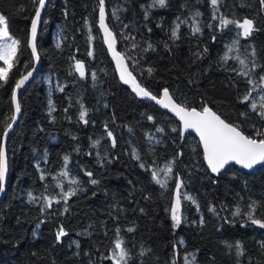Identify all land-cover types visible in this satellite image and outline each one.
Masks as SVG:
<instances>
[{"label":"trees","instance_id":"obj_1","mask_svg":"<svg viewBox=\"0 0 264 264\" xmlns=\"http://www.w3.org/2000/svg\"><path fill=\"white\" fill-rule=\"evenodd\" d=\"M105 7L118 47L142 86L154 94L168 88L189 107L210 106L250 136L264 129V119L257 115L260 95L255 98L253 92L242 102L251 86L249 77L238 74L243 66L236 59L250 63L255 49L254 59L264 66L260 0H220L216 13L230 20L252 19L256 31L249 37L235 25L223 27L219 18L213 19L210 0H166L164 6L156 0H105ZM35 8L33 0H0L11 35L21 41L9 82L0 86V133L14 116V83L34 65L28 40ZM98 14V0H49L38 35L41 68L20 93L23 114L8 143L0 264H114L105 257L117 238L130 253L128 264H185L186 254L193 255L195 264H264V227L247 216L254 204L253 218L264 220V164L251 172L235 165L212 172L196 135L120 81ZM197 23L202 31L194 34ZM177 24L178 39L172 35ZM237 39L239 47L228 51ZM76 61L84 63V77L75 71ZM261 75L264 68L258 67L251 78ZM252 102L257 112L251 110ZM2 141L0 136V147ZM173 160L172 179L162 188L152 171ZM65 164L66 177L60 175ZM176 177L183 181L182 193L196 201L182 198L178 227L170 212ZM160 179H165L163 171ZM58 182L65 190L78 189L67 212L62 200L43 207L41 197L58 198ZM29 193L37 198L34 202ZM237 208L239 215L234 214ZM61 225L66 235L57 240ZM237 242L244 247L243 256L229 248Z\"/></svg>","mask_w":264,"mask_h":264},{"label":"snow or ice","instance_id":"obj_2","mask_svg":"<svg viewBox=\"0 0 264 264\" xmlns=\"http://www.w3.org/2000/svg\"><path fill=\"white\" fill-rule=\"evenodd\" d=\"M156 2H158L160 6H164L166 0H156ZM33 3L36 5V8L34 17L31 20L30 36L32 52L35 53L37 48V26L41 18V12L45 9L46 0H33ZM210 4L213 8V19L219 18L221 26L227 27L230 24L235 25L242 30V35L244 37H249L254 31H256L255 23L252 19L244 18L241 22L239 20H230L222 16L217 17L216 13L219 11L220 0H210ZM260 4L264 6V0H260ZM98 13L99 28L103 30V39L107 42L108 47L112 49L113 54L117 59V65L121 69V79L124 80L125 83L131 84L133 90L138 96L156 101L164 108H169L171 109V111L176 113V115H178L180 120L183 122V128L185 131H187L188 129H194L197 133H199V136L203 141L204 155L212 172H219L220 169L224 168L225 165L229 163V161H235L236 163L243 165L245 168H252L254 165L264 162V129L258 130L255 137L245 135L244 132L240 130L239 125L227 123L224 119L221 118V116L217 115L216 112H214L207 106H203L200 110H197V108L195 107L189 108L186 106H182L181 104L175 102L167 88L163 89L162 97L160 99H157L156 95H153L151 91L143 87L136 80V77L133 76L130 71H128L124 55L115 50V44L117 42L116 35L111 31V29L108 27V24L106 23L107 12L105 8V0H98ZM112 15H116L115 9L112 10ZM199 15L201 14L197 12L196 16ZM193 19H195V17ZM179 27L180 25L177 24L176 28L172 31L173 37L177 39L179 38L177 35V30L179 29ZM209 27H211V25H209ZM201 31L202 29L197 23V25L193 28V33H200ZM131 39L134 40V37H132ZM20 45L21 41L12 36L9 31L8 18L3 13H0V61H3V66H0V82H2L0 86L8 84L9 82L10 73L15 66L17 54L20 51ZM136 46L137 45L135 43L132 44L133 48H135ZM148 47L152 48V45L149 44ZM233 47H239L238 39L232 42V45L228 47V51H232ZM251 55L253 59L250 61V67L249 62L246 61V59H240L239 56L236 57V59L239 60V63L243 66L238 74L244 77H249L247 83L251 86L250 91L243 97L242 102L249 101L252 93L259 91L261 93V103L259 104L260 110L257 112L258 105L256 102H252L250 107L252 111L257 112V115H259L261 119H264V75H261L258 80L251 78V75L252 73H254L256 68H264V66L259 65L254 59L256 55L255 49L252 50ZM74 68L81 77L85 76L86 70L85 65L82 61H76ZM147 71L150 75L153 69L149 68ZM29 76H31V72H29L19 80H16L14 83L12 99L15 101L16 114H19L21 112V104L16 97V93L23 86L25 81L28 80ZM92 77L93 79H95V73H92ZM60 90L63 91V88H61ZM86 114L87 110L81 111L80 119L84 120ZM241 115H246V113H242ZM148 118L152 119V117ZM12 119L14 121L15 116H13ZM84 122L87 123L86 120ZM11 127L12 124L9 123L7 125V128L2 133H0V136L6 138ZM158 131H162V129H158ZM107 136L112 137V144L115 145V137H113L111 131L107 132ZM93 143L99 144V141H94ZM133 155L137 160L140 159L139 155L135 151L133 152ZM64 159L67 162L68 157H65ZM174 162L175 161L173 160L172 162L166 164L165 168L160 169L159 171H152L153 179L156 181V183L160 184L162 188H167L168 180L172 179L171 174L173 173ZM140 167L143 168L144 165L141 164ZM160 171H163L165 173V179L163 180L160 179ZM7 173L8 161L6 153L5 150L0 147V193H3L5 190L4 182ZM60 175L65 177L69 175L66 164L65 170L62 171ZM86 175L88 177H92L93 174L91 172H87ZM40 178L41 180L45 179L43 174H41ZM71 183L76 184L77 181L72 180ZM91 183L97 184L98 181L92 179ZM182 184L183 181L179 177H176V183L174 185L175 203L170 209L171 219L174 222V227H178L181 223L182 198L190 200L193 204L196 203L193 197L187 195L186 193H182ZM57 186L61 189L58 198L53 196L41 197V199L43 200V207L44 209L51 208L54 200L56 203H60L62 200L65 203L64 210L67 212V202L71 197L77 194L78 189L76 187H71L68 190H65L62 182H58ZM28 196L30 201L34 202L37 199L31 193H29ZM211 210L214 211V208ZM255 210L256 208L254 204L250 206L249 211L247 212L248 219L252 220L254 224H258L261 227H264V220L253 218ZM234 214H241V210L237 208ZM202 222L203 221H201V223ZM116 231L117 233H119V229H117ZM128 231H133V229L130 228L128 229ZM65 235L66 232L61 225L56 233L57 240ZM124 244L125 242L123 241V239L117 238L115 240L111 255L109 257H105V259H110L114 262V264H128V261L131 257L128 249L124 246ZM180 244H183L182 240L180 241ZM232 247H235L236 255L238 257L244 255V247L241 243L237 242L234 246H229V248ZM184 261L185 264H193L192 261L188 260L187 256L184 257ZM172 264H175V260L172 261Z\"/></svg>","mask_w":264,"mask_h":264},{"label":"water","instance_id":"obj_3","mask_svg":"<svg viewBox=\"0 0 264 264\" xmlns=\"http://www.w3.org/2000/svg\"><path fill=\"white\" fill-rule=\"evenodd\" d=\"M48 3H49V0H46L45 9L41 12V18H40V21H39L38 26H37V48H36V52H35V53L32 52V48H31V36L29 35L28 47H29L31 53L33 54V57H34V65H33L28 71L24 72V73L18 78V80H19L20 78H22L23 76H25V75H27L29 72H31V76L28 77V80L25 81V83L23 84V86H22V87L19 89V91L16 93V97H17V99H18L19 101H20V98H19V97H20V93H21V91H22L27 85H29V84L35 79L36 75L38 74V72L40 71V68H41V58H40V55H39V52H38V35H39L40 27H41V25H42L43 18H44V15H45V12H46V9H47V6H48ZM105 8H106V7H105ZM33 17H34V16H33ZM98 20H99V14H98ZM106 23L108 24L107 19H106ZM98 25H99V23H98ZM108 27L110 28L109 24H108ZM110 29H111V28H110ZM100 30H101V32H102V36H103V30H102V29H100ZM111 31L113 32L112 29H111ZM30 33H31V27H30ZM113 33H114V32H113ZM114 34H115V33H114ZM116 40H117V37H116ZM104 43H105L106 48H107V50H108V54H109L111 60L113 61L114 65H115V68H116V70H117V73H118V76H119L120 81H121L123 84H127V85L132 86L131 84L125 83V81L121 79V75H120L121 69H120V67L117 65V59H116V57L114 56L112 49H110V48L108 47V44H107V42H106L105 40H104ZM115 50H116L117 52H119V53H122L121 50H120L119 47H118V40H117V42H116V44H115ZM122 54H123V53H122ZM123 55H124V54H123ZM37 57H38V58H37ZM124 58H125V63L127 64V69H128V71H130V72L132 73V75L135 76V74L132 72V70H131V68H130V66H129V63H128V61H127L125 55H124ZM135 77H136V76H135ZM136 80L140 83V81L138 80L137 77H136ZM140 84H141V83H140ZM143 87H144V86H143ZM167 89H168V88H167ZM132 90H133V88H132ZM168 90H169V89H168ZM133 92H134V94H135L136 96H138L134 90H133ZM169 93L172 95V93H171L170 90H169ZM162 94H163V90L161 91L160 94H154V93H153V95H156V96H157V99H160V98L162 97ZM138 97H140V96H138ZM140 98H143V99H146V100H149V101H151V102L156 103V104H157L161 109H163L165 112H167L168 114H171V115L175 116L176 119L179 121V123H180L181 128L183 129V131H185L184 128H183V122L180 120L179 116L176 115V113H174L173 111H171V109H169V108H164L161 104H158L156 101H153V100H151V99H149V98H144V97H140ZM172 98L175 100L176 103L181 104L182 106H186V105H184V104L178 102V101L173 97V95H172ZM13 101H14V100H13ZM20 104H21V103H20ZM186 107H189V106H186ZM208 107L211 108L214 112H216L217 115L221 116V118L224 119L227 123H232V122L226 120L221 114H219V113H218L216 110H214L212 107H210V106H208ZM189 108H192V107H189ZM195 108H197V107H195ZM197 110H200V108H197ZM22 114H23V109H22V107H21V112H20L19 114H16V113H15V101H14V116H15V120L13 121V119H12V121H11L12 127H11V129L8 131V136H7L6 138H3V141H2V144H1V147L5 150L6 157H7V161H8V173H7V176H6L5 182H4V188H5V190H4L3 193H0V203H1L2 200L4 199L5 194H6V191H7V188H8V178H9V155H8V143H9V139H10V136H11L13 130L15 129V127L17 126V124H18L19 121L21 120ZM232 124L235 125L234 123H232ZM240 130L243 131L241 128H240ZM185 132H191V133H193L194 135H196V137L198 138V140H199L200 143H201L202 150H203V155H204L203 141L201 140V138H200V136H199V133H197L194 129H188V130L185 131ZM243 132H244V131H243ZM244 134H245V135H248V134L245 133V132H244ZM248 136H250V135H248ZM204 160H205V163H206L207 167L211 170V168L209 167V165H208V163H207V160H206V158H205V155H204ZM263 164H264V162H261V163H259V164H257V165H254L252 168H245L243 165L238 164V163H236L235 161H229V163L226 164L224 168L220 169L219 172L225 171L229 165H235V166H236L237 168H239V169H242V170L247 171V172H251V171L255 170L256 168H258L259 166H261V165H263ZM211 171H212V170H211Z\"/></svg>","mask_w":264,"mask_h":264},{"label":"rangeland","instance_id":"obj_4","mask_svg":"<svg viewBox=\"0 0 264 264\" xmlns=\"http://www.w3.org/2000/svg\"><path fill=\"white\" fill-rule=\"evenodd\" d=\"M243 20H241V22H242ZM247 61V60H246ZM250 64V63H249ZM0 66H3V61H0ZM249 67H250V65H249ZM258 95H261V93L259 92V91H257L256 93H255V98H258ZM174 203H175V201H174ZM185 256H187L188 257V260L189 261H192L193 262V264H195L194 263V260H193V255L192 254H186Z\"/></svg>","mask_w":264,"mask_h":264}]
</instances>
